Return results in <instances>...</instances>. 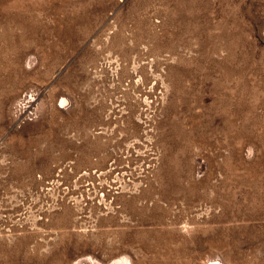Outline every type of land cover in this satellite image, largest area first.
Instances as JSON below:
<instances>
[{"label": "rangeland", "instance_id": "374dc122", "mask_svg": "<svg viewBox=\"0 0 264 264\" xmlns=\"http://www.w3.org/2000/svg\"><path fill=\"white\" fill-rule=\"evenodd\" d=\"M0 264H264V0H0Z\"/></svg>", "mask_w": 264, "mask_h": 264}]
</instances>
